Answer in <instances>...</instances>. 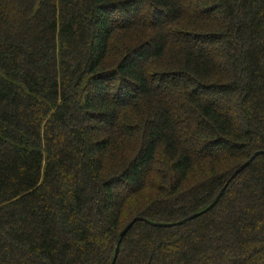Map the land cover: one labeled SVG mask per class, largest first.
Segmentation results:
<instances>
[{
	"label": "trees",
	"instance_id": "trees-1",
	"mask_svg": "<svg viewBox=\"0 0 264 264\" xmlns=\"http://www.w3.org/2000/svg\"><path fill=\"white\" fill-rule=\"evenodd\" d=\"M261 150L264 0H0V264H264Z\"/></svg>",
	"mask_w": 264,
	"mask_h": 264
},
{
	"label": "water",
	"instance_id": "water-1",
	"mask_svg": "<svg viewBox=\"0 0 264 264\" xmlns=\"http://www.w3.org/2000/svg\"><path fill=\"white\" fill-rule=\"evenodd\" d=\"M264 154V150L258 151L256 152L245 164H243L231 177V179L228 181V183L226 184V186L222 189V191L219 193V195L217 196V198L215 199V201L212 203V205L206 209L205 211L201 212V213H196L191 215L189 218H187L185 221L188 220H192L195 219L199 216H201L202 214L208 212L210 209H212L220 200V198L223 196L224 192L226 191L229 183L231 182V180H233L234 178H236L243 170H245L258 156L263 155ZM145 219L143 218H136L134 219L130 224L127 225V227L120 233L119 235V241L116 245V252H115V256L113 259L112 264H116L119 252H120V244L122 242V240L124 239V237L130 232V230L134 227V225L136 224V222L138 221H144ZM146 221V220H145ZM185 221L180 222L179 224H183ZM149 222V221H148ZM152 225L154 226H164V227H169L172 226L170 224H159V223H153L150 222Z\"/></svg>",
	"mask_w": 264,
	"mask_h": 264
}]
</instances>
